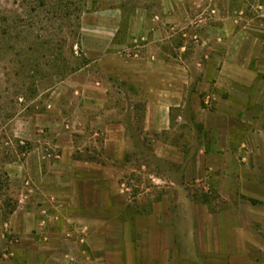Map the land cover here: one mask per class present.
Returning <instances> with one entry per match:
<instances>
[{
	"label": "crops",
	"instance_id": "0c3cea01",
	"mask_svg": "<svg viewBox=\"0 0 264 264\" xmlns=\"http://www.w3.org/2000/svg\"><path fill=\"white\" fill-rule=\"evenodd\" d=\"M225 1L230 6L227 15L218 12L211 18L212 24L224 27L202 33L207 45L212 37L223 42L205 48L212 66L201 69L205 82L197 83L190 67L178 63V52L186 48L173 46L177 29L193 25L208 10H200V0H150L152 4L137 9L129 21L130 36L144 43L135 48H139L138 53L127 69L131 81L145 82L150 76L160 80L144 85L143 131L148 138L156 135L154 154L166 158L164 152H173L180 156L178 148L160 142L159 135L177 123L191 128L200 125L203 135L212 137L214 148L209 150L204 144L188 162L182 156L175 161L185 169V185L201 177L209 181L206 173L211 171H223L230 177L235 170L239 192L220 195L226 207L216 215L210 213L209 205H197L201 214L196 216L193 203L189 209L188 194L160 193L159 186L169 181L172 189L176 180L158 178L149 188L143 181L135 184L125 174L132 168L128 161L132 151L128 117L120 116L114 106L106 107L109 99L92 102L83 96L78 118L84 127L78 133H101L102 148L76 145L74 132L63 124V116L40 118L37 125L50 126V135L57 140L55 151L36 149L25 160L4 167L19 192L10 211L4 206L5 196L0 200V264H264V96L260 91L255 97L243 96V90L252 85L243 80V73L247 78L256 75L248 69L227 67L225 61L222 67L218 61L242 55L244 40L257 44V38L246 29L258 30L264 0H234L232 5ZM247 5L249 18L242 17ZM123 20L122 12L106 20L108 31L97 34L90 57L97 58L116 47L114 39ZM204 20L199 22L206 23ZM165 45L169 50H164ZM211 87L218 94L229 93L228 97H217L218 108L213 113L202 107L200 98V93L211 91ZM249 101L258 106V112L242 119L251 123L245 124L249 129H243L242 108L232 110L226 105L243 106ZM87 105L97 112L89 115L83 107ZM127 113L133 120L132 110ZM46 135L42 137L48 138ZM32 137L38 140L36 135ZM181 201L186 202L190 215L184 216ZM184 220L186 250L179 236Z\"/></svg>",
	"mask_w": 264,
	"mask_h": 264
},
{
	"label": "rangeland",
	"instance_id": "374dc122",
	"mask_svg": "<svg viewBox=\"0 0 264 264\" xmlns=\"http://www.w3.org/2000/svg\"><path fill=\"white\" fill-rule=\"evenodd\" d=\"M233 1L228 0L230 5ZM149 2L150 0H0V200L5 196L3 202L8 211L17 204L16 196L19 191L11 185L4 170L5 165L20 159L25 160L36 149L55 151L57 140L50 135L51 127L37 125L42 116H63V124L73 130L74 141L79 147L102 148L104 137L101 133L98 136H93V133H78L84 127L80 125L81 120L78 118L83 96L89 97L92 102L109 99L106 107L114 106L120 116L126 114V118L128 117L126 122L130 126L128 134L132 148L128 161L132 168L126 169L125 174L135 184L143 181L145 187L149 188L154 186L153 180L158 178L164 181H168V178L176 180L177 185L171 186L172 189L168 188L169 181L167 185L159 186L160 193L188 194L191 197L189 209L193 203L196 206V216L201 214V211H197V205H209L210 213L216 215L226 207L220 200V195L239 192L235 186V170L230 177L226 176V172L223 174V171H211L206 173L209 181L200 176L192 184L185 185V169L183 165H176L175 161L182 156L188 162L199 153L204 144L209 150L214 148L212 137L209 134L203 135L202 126L195 124L191 128V125L176 122L179 125L174 124L175 128L172 126L170 130L159 135L158 140L165 145L177 147L181 152L180 156L177 153L164 152L166 158L157 157L153 146L156 135L153 138L144 136V85L160 80L150 76L144 79L145 82L131 81L127 68L128 62L138 53L139 48H135L144 43L134 35L130 36L129 21L136 15L137 9H142L144 4L151 3ZM200 2V10L208 8L205 15L196 18L193 25L177 29L178 37L173 42L176 48H186L183 53L178 52V63L190 67V74L197 83L207 80L201 71L202 67H212L206 58L205 48L223 44L220 40L214 41V37L208 45L205 44L202 33L216 26L221 30L224 25L212 24L214 21L211 18L218 12L221 16H226L227 8L230 7L225 0ZM247 8L242 10V17H250V6L247 5ZM259 11L261 22L258 30L253 31L250 26L246 29L257 38V44L244 40L242 55L218 59L222 67L225 61L227 67L248 69L252 75H256V78H247L243 73V80L252 84L243 90L245 97H255L258 91L264 96V9ZM121 12L124 20L114 39L116 47L97 58L90 57L97 34L108 31L106 20ZM204 19H207L206 23L199 22L205 21ZM163 48L169 50L167 45ZM163 57L170 62L168 57ZM257 81L260 89L257 88L258 84L254 85ZM215 92L211 87V91L200 93L202 107L212 113L218 108L217 97L229 96V93L221 95ZM208 100L209 103H206ZM89 106H83L88 108L89 115L97 112L89 109ZM226 106L232 110L242 108L240 117L243 129H249L245 124H249L250 119H242L258 112V106L250 101L244 102L243 106ZM126 110H132L133 120H129ZM45 133L48 138L42 137ZM35 135L40 141L32 137ZM198 170L197 167L194 172ZM218 177H223V180L220 181ZM10 192H13L12 196ZM180 209L184 211V216L190 215L185 201H181ZM4 219L7 220L8 217ZM183 224L179 236L183 249L186 250L188 234L184 229L185 220Z\"/></svg>",
	"mask_w": 264,
	"mask_h": 264
},
{
	"label": "built area",
	"instance_id": "2783aa9c",
	"mask_svg": "<svg viewBox=\"0 0 264 264\" xmlns=\"http://www.w3.org/2000/svg\"><path fill=\"white\" fill-rule=\"evenodd\" d=\"M206 103H209V100Z\"/></svg>",
	"mask_w": 264,
	"mask_h": 264
}]
</instances>
